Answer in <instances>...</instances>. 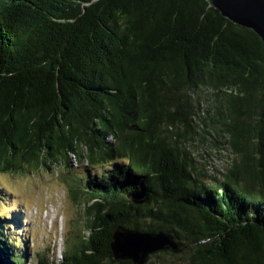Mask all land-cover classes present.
Returning <instances> with one entry per match:
<instances>
[{
	"label": "trees",
	"instance_id": "1",
	"mask_svg": "<svg viewBox=\"0 0 264 264\" xmlns=\"http://www.w3.org/2000/svg\"><path fill=\"white\" fill-rule=\"evenodd\" d=\"M58 166L90 206L51 264H132L118 227L173 237V264H264L263 41L206 0H0V175ZM2 216L0 264H28Z\"/></svg>",
	"mask_w": 264,
	"mask_h": 264
},
{
	"label": "rangeland",
	"instance_id": "2",
	"mask_svg": "<svg viewBox=\"0 0 264 264\" xmlns=\"http://www.w3.org/2000/svg\"><path fill=\"white\" fill-rule=\"evenodd\" d=\"M193 154L199 160L198 168L205 172L206 167L207 176L221 177L218 172H221L223 163L215 157V150L197 142ZM71 166L76 169L75 159H72ZM68 171H71L68 167L58 166L49 171L25 170L14 175H0L4 190H10L12 194L7 192L6 198L0 200V212L6 216L1 218L4 224H14L15 228H10L9 232L13 233L18 244H27L28 264H38L39 253L50 264L57 263L58 259L63 258L67 247L78 242L77 233L83 236L86 231L85 211L90 204L84 197L77 200L72 196L67 183L71 178V172ZM5 229H9L7 225ZM154 255L147 264L179 262L169 255Z\"/></svg>",
	"mask_w": 264,
	"mask_h": 264
},
{
	"label": "water",
	"instance_id": "3",
	"mask_svg": "<svg viewBox=\"0 0 264 264\" xmlns=\"http://www.w3.org/2000/svg\"><path fill=\"white\" fill-rule=\"evenodd\" d=\"M223 18L231 23L254 31L264 43V0H206ZM134 204H144L146 195L141 193L129 197ZM92 203L102 202L91 198ZM112 258L115 261L147 264L153 254L171 251L181 252L182 245L170 235L159 232L143 233L123 227L116 228L111 242Z\"/></svg>",
	"mask_w": 264,
	"mask_h": 264
}]
</instances>
